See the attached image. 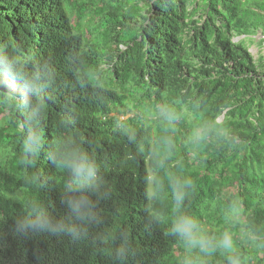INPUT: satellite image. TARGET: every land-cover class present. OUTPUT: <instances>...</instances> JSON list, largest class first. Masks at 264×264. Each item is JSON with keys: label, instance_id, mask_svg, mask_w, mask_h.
Here are the masks:
<instances>
[{"label": "trees", "instance_id": "obj_1", "mask_svg": "<svg viewBox=\"0 0 264 264\" xmlns=\"http://www.w3.org/2000/svg\"><path fill=\"white\" fill-rule=\"evenodd\" d=\"M88 17L101 39L85 36ZM262 47L264 0H0V78L7 84L17 64L51 71L41 119L28 125L43 142L26 169L22 106L33 97L16 86L0 92V264H177L181 247L150 221V210L170 206V176L192 180L186 207L209 231L232 234L242 264H264ZM165 110L176 113L171 124ZM57 140L85 150L104 181L106 195L93 197L98 222L80 241L14 227L29 199L63 214L66 176L49 160Z\"/></svg>", "mask_w": 264, "mask_h": 264}, {"label": "clouds", "instance_id": "obj_2", "mask_svg": "<svg viewBox=\"0 0 264 264\" xmlns=\"http://www.w3.org/2000/svg\"><path fill=\"white\" fill-rule=\"evenodd\" d=\"M74 24H77V21ZM261 39L263 36L259 35V40ZM7 79L6 84L4 79L0 78V92L5 87L16 86L22 89L23 96L33 97L22 106L26 132L23 135L18 163L26 169L32 163V158L40 151L43 142L40 129L28 125H35L41 119L45 108L41 91L45 82H50L51 71L40 67L30 72L17 64L12 71L7 72ZM164 117L171 124L176 119V113L165 110ZM164 144L166 150L170 151L171 140H165ZM49 160L66 176V183L59 195L63 214L54 213L40 198L29 199L25 204L26 211L15 220V231L22 236L49 235L80 241L87 237L90 227L98 222L97 206L93 197L100 198L106 195L99 166L85 150L71 142L60 140L54 143ZM25 182L36 183V178L26 172ZM168 186L171 189L168 210H150V221L156 226L163 227L164 235L173 238L181 247L182 254L177 264H210L212 257L217 253L226 255V264H242L241 255L235 251L232 234L228 231L219 233L209 231L206 224L186 207L190 189L193 187L192 180L170 176ZM161 192L162 185L153 192L152 198L158 199ZM239 214V204L234 203L227 218L228 222L234 223ZM241 233L249 242L255 244L257 236L251 228L241 229ZM115 255L122 261L126 255V248L121 246Z\"/></svg>", "mask_w": 264, "mask_h": 264}, {"label": "rangeland", "instance_id": "obj_3", "mask_svg": "<svg viewBox=\"0 0 264 264\" xmlns=\"http://www.w3.org/2000/svg\"><path fill=\"white\" fill-rule=\"evenodd\" d=\"M81 2L82 0H76V2ZM74 20V22H76V19H73ZM81 25H82V28L85 30V35H86V37L87 38H92L93 37V35L92 34H94L95 35V38H99V39H101V37L103 36V34H104V29H100V28H97L96 26H95V22H93L91 19H90V17H88L86 20H84L82 23H81ZM89 31V32H86V31ZM256 40L257 41H259V35L256 37ZM122 49H125L123 46L121 47ZM250 52L254 55V57L255 58H258V56H259V53H260V50H259V48H258V45H256V43L254 44V45H252L251 47H250ZM104 68H106L107 69V66H104ZM104 83H106V81H104ZM133 106V105H132ZM142 107V109L145 111V113L146 114H152L153 113V111L151 110L150 112L145 108V107H143V106H141ZM131 110H133L132 108H130ZM150 118H153V117H158V116H156V115H154V116H149ZM126 118V117H125ZM225 195L226 196H228L229 195V192L227 191L226 193H225Z\"/></svg>", "mask_w": 264, "mask_h": 264}, {"label": "built area", "instance_id": "obj_4", "mask_svg": "<svg viewBox=\"0 0 264 264\" xmlns=\"http://www.w3.org/2000/svg\"><path fill=\"white\" fill-rule=\"evenodd\" d=\"M263 54H264V47H263V50H262Z\"/></svg>", "mask_w": 264, "mask_h": 264}, {"label": "water", "instance_id": "obj_5", "mask_svg": "<svg viewBox=\"0 0 264 264\" xmlns=\"http://www.w3.org/2000/svg\"><path fill=\"white\" fill-rule=\"evenodd\" d=\"M222 119V118H221Z\"/></svg>", "mask_w": 264, "mask_h": 264}]
</instances>
